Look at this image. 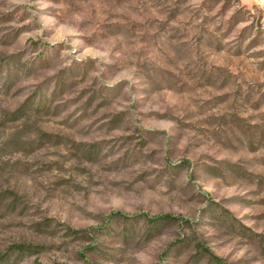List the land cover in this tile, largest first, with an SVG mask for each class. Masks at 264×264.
I'll return each mask as SVG.
<instances>
[{
    "label": "rangeland",
    "instance_id": "obj_1",
    "mask_svg": "<svg viewBox=\"0 0 264 264\" xmlns=\"http://www.w3.org/2000/svg\"><path fill=\"white\" fill-rule=\"evenodd\" d=\"M0 264H264V5L0 0Z\"/></svg>",
    "mask_w": 264,
    "mask_h": 264
},
{
    "label": "trees",
    "instance_id": "obj_2",
    "mask_svg": "<svg viewBox=\"0 0 264 264\" xmlns=\"http://www.w3.org/2000/svg\"><path fill=\"white\" fill-rule=\"evenodd\" d=\"M167 219H170V217L169 216H161V217H156V218L150 219V221L167 220Z\"/></svg>",
    "mask_w": 264,
    "mask_h": 264
},
{
    "label": "built area",
    "instance_id": "obj_3",
    "mask_svg": "<svg viewBox=\"0 0 264 264\" xmlns=\"http://www.w3.org/2000/svg\"><path fill=\"white\" fill-rule=\"evenodd\" d=\"M255 3L264 5V0H254Z\"/></svg>",
    "mask_w": 264,
    "mask_h": 264
}]
</instances>
